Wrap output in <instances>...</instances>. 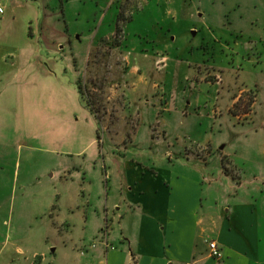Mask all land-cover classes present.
Segmentation results:
<instances>
[{"label":"rangeland","instance_id":"obj_1","mask_svg":"<svg viewBox=\"0 0 264 264\" xmlns=\"http://www.w3.org/2000/svg\"><path fill=\"white\" fill-rule=\"evenodd\" d=\"M85 1L89 6L88 12L83 13L77 22L71 21L76 26L71 31L74 32L71 38L66 34L61 21V9L58 7L54 15L52 12V7L55 4L58 6L60 0L30 1L36 7L38 18L42 19L46 15L54 18V29L50 32L41 29L40 38V32L33 24L32 29L37 32L36 40L24 45L32 48L36 42L37 51L34 54L40 59L46 56L47 47L50 49L47 51L54 52L60 44L63 47L61 55L71 56L70 53L73 52L77 56L76 61L68 63L66 70L63 68L65 62L58 61L56 66H50L51 72L46 73L47 70L41 71L38 66L34 68L33 64L22 59L13 77L7 74L0 76V240L5 236H12L17 240L30 236L32 232L39 236L45 230V212L54 211L60 203L59 200L68 195L69 204L74 201L85 207L86 201H90V217L88 223L83 224L85 241H76L74 245L69 242L73 252L79 255H86L88 250H94L97 245L105 247L103 236L105 238L106 233L108 240L112 225L108 220L98 223L93 211L97 202L103 204L106 201L107 194V171L102 168H106V165H102L106 158H102L98 152L114 149L124 154L128 150H149L152 147L150 139L143 143L139 138L142 136L143 139L146 135L142 133L144 129L138 136L140 112L135 106L159 105L160 110L151 114L152 121L156 122L152 126L145 124L144 128L148 129L152 139L162 136L163 132L157 128V118L162 114V108L176 103L174 88L178 85L175 78H170L167 80L174 82L173 88H165L162 78L164 71L189 70L195 75L186 77L181 83L187 93L184 95L181 92L184 98L187 95L180 110L182 117L191 112L187 91L197 92L194 91L195 80L209 82L208 86H213L210 98L220 115H217L216 109L213 115H205L208 119L202 124L201 131L203 140H210L216 148L225 147L227 155L222 157L224 171L234 180L239 173L245 180L253 174L264 175V131L254 115L256 110L261 111L264 108V42H258L261 57L256 58V52H252L246 43L243 53L234 55L229 51L230 47L221 43L220 31L216 27L211 32L201 26V17L197 13L199 9L205 8L206 13L202 16L206 18L214 14L212 18L216 19L214 22H218L216 11L222 7V0H181V4L186 5L188 11L194 14L190 19L197 22V27L191 25V20L182 17L180 24H173V31H165L168 40L165 41L166 46L164 42L160 44L159 48H163L161 50H157L153 40H133L137 44L131 45L125 39L121 26L125 24L130 12L141 7L144 0H125L123 4L116 5V12L117 6H121L119 31H116V25L114 27V20H110L112 9L105 17L101 14L96 19L98 21H95V11L104 12L108 9L105 0H101V6H95L94 0H64V3L68 4L67 9L76 13L77 5L83 2L85 4ZM242 1L249 9L246 10L247 13L251 12L253 16L264 10V0ZM5 3L0 0V4ZM1 15L3 14H0V39L4 41V32L14 27V31H11L21 41L25 19L15 13L14 20L9 18L4 23ZM32 16L35 17L34 14ZM101 18H104L102 26L110 29L111 33L102 31L99 34L97 25ZM209 19L213 22V19ZM80 24L82 28L78 29ZM146 26L158 37V23L148 21ZM246 26L245 33L250 30V26ZM252 28L251 31L261 28L264 32L263 24L256 22ZM130 30L129 28V34L132 32ZM39 40L43 41L42 44ZM243 40H247V37ZM249 50L253 62L248 61ZM137 54L143 57L139 58ZM232 60L237 62L235 66L226 67L231 66ZM224 61L228 65H224ZM133 65L136 67L135 71L143 74L145 81L143 78L137 80L142 84L145 82L143 85L146 87L154 85L157 89L153 94L144 97L140 94L142 91L132 89L136 104L131 103L128 97L131 88L136 86V78L128 76ZM135 76H138L137 73ZM77 81L83 97L92 106V111L80 97L81 103L78 101L75 93ZM71 84H75L76 91L72 90ZM236 96L237 104L232 113L230 108L234 103L230 105V102ZM242 109L249 112V115L244 117ZM192 111L199 114V109ZM145 122L148 123L147 120ZM135 138L137 141L134 142ZM200 138L196 136L195 141L187 143L198 151H210L213 147H209V143L204 148L198 144ZM92 139L96 140L94 144H90ZM93 152L96 168L91 172L89 169L87 179L83 180L82 171L87 168L91 160L88 155ZM215 165L216 159L211 158L208 168L215 170L216 174L218 171ZM98 177L100 182L96 180ZM49 203L53 206L43 210ZM71 206L74 205L69 207ZM70 209L77 210L76 207ZM259 215L260 247L264 250V209L261 202ZM78 229L81 230V227ZM40 257L37 256L34 262H39Z\"/></svg>","mask_w":264,"mask_h":264},{"label":"crops","instance_id":"obj_2","mask_svg":"<svg viewBox=\"0 0 264 264\" xmlns=\"http://www.w3.org/2000/svg\"><path fill=\"white\" fill-rule=\"evenodd\" d=\"M30 1L32 0H4L6 3L1 21L7 23L9 18L14 20L16 13L25 19V27L21 41L14 36L12 32L14 27L12 31L4 32L6 41L0 39V76L7 74L13 77L22 59L28 61V64H33L34 68L38 66L37 68L41 71L47 70L46 73H50V66H56L58 61L65 62L64 70L67 69L68 63L76 61L77 56L75 57L73 52L70 53L71 56L61 55L63 47L60 44L54 52L47 51L50 50L47 47L46 56L40 59L34 54L37 51L36 42L33 43L32 48L24 45L36 40L37 32L33 31V24L40 32V38H42L41 29L49 32L54 29L52 25L54 18L47 15L42 19L38 18L36 7ZM124 1L105 0L104 3L108 9L104 12L95 11L93 15L96 17L95 21H98L96 19L101 14L105 17L112 9L110 20H114L115 27L117 16L121 13V6H117V12L114 9L117 4H123ZM94 2L95 6H101V0H94ZM221 6L216 11L218 22H214L216 20L212 18L214 14L207 18L202 16L206 11L205 8H200L201 10L197 12L201 17L200 25L211 32L218 29L221 43L230 47L229 51H232L234 55L243 53L246 43L252 52H256V58L261 57L258 42H264V32L261 28L251 30L256 22L264 25V10L253 16L251 12L247 13L246 10L249 9L242 0L234 2L222 0ZM58 7L62 13V20L59 19L63 22L66 34L71 38L74 35L71 31L76 29L71 21L77 22L83 13L88 12L89 6L86 1L85 4L79 3L76 13H73L72 10L67 9L68 4L60 0L58 6L55 4V7H52L53 15L56 14L54 11ZM33 14L34 18H32ZM191 16L194 14L188 11L186 5L181 4V0H144L141 7L130 12V16L121 27L125 39H128L131 45L137 44L136 41L153 40L157 50H161L163 48H159L160 44L163 42L165 44L168 40V36L164 34L165 31H173V24H180L183 21L182 17L191 20ZM209 18L213 19V22ZM167 20L170 21L167 22ZM148 21L160 25L158 37H155L151 29L147 28ZM252 21H254L253 24ZM103 22L104 18H101L97 25L99 34L102 31L111 33L110 29L102 26ZM191 23L193 27H197V22L191 20ZM246 24L250 26L247 33H245ZM81 28L80 24L78 29ZM129 28L132 31L130 34ZM245 37L247 40H243ZM42 42L39 40L40 44ZM250 50L248 61L253 62ZM141 56L139 58L143 57ZM236 63L232 60L231 66L226 67L233 68ZM225 64L228 65L226 61H224ZM134 68L136 67L133 65L128 74L136 78L134 83L136 86H133L128 93L131 103H135L133 90L142 91L140 94L143 97L157 90L154 85L146 87L143 85L145 82L142 84L138 81L137 79L142 80V78L144 80V76ZM135 72L138 76H135ZM192 74L195 76L189 70L163 72L165 88H173L174 82L167 80L170 78H175L178 85L174 88L176 103L165 109L162 108L163 112L157 118V128L163 132L159 138H150L148 129L144 128L145 124L152 126L156 122V120L152 121L151 114L153 111L156 113L160 110L159 105L135 106V109L140 112L138 136L144 129L142 133L146 135L143 139H141L142 136L139 138L143 143L149 142V139L152 141V147L149 150H128V153L124 151V154L114 149L98 152L102 158H106L102 164L106 165V168H102L107 171L105 175L107 194L106 201L103 204L97 202L93 211L98 223H103L105 220L112 222L108 233L110 246L105 248L97 245L94 250H88L86 255L73 252L72 244L69 245V242L74 245L76 241H85L83 224H87L90 217L88 209L90 201H86L85 207L73 201L71 204L74 206L71 207L77 208L74 211L70 209L71 204L66 195L59 200L60 203L54 211L50 208L51 211L45 212L47 214L45 218L49 221L46 219L45 222L43 221L45 230L39 236L32 232L30 236L17 240L12 236H5L0 240V264H89V262L100 264H264V250L260 247L259 215L260 202L264 209V175L253 174L251 178L245 180L239 173L238 178L234 180L224 171L225 167L222 164V157L227 155L225 147L216 148L210 140H203L201 126L205 121L207 122L208 113L213 115L214 109L217 110V106L210 98L213 86H208L209 82L195 80L194 91L197 92L187 91L189 93L188 107L191 112L182 117L180 110L187 96L184 98L182 93L184 95L187 93L184 92L181 83L186 77L190 75L193 77ZM71 85L70 87L74 90L75 84ZM72 90L70 89V92ZM75 93L78 99L79 94L77 91ZM236 99L237 96L232 97L230 105L236 102ZM78 101L81 103L80 98ZM131 107L133 108L134 105ZM195 109H199V114L192 111ZM217 115H220L218 110ZM242 115L246 117L249 112H243ZM254 115L257 116L258 124L264 131V108L261 111L256 110ZM146 120L148 123L145 122ZM198 135L201 137L197 141L198 144L204 148L206 143H209V147H213L210 151L207 149L203 152L202 149L198 151L187 143L191 140L195 141ZM94 142L96 140L92 139L90 144ZM262 146H264V133ZM262 152L264 153V150ZM88 156L91 160L87 168L82 171L83 180L87 179L91 170L96 168V160L93 158L95 153ZM211 158L216 159L215 169L218 171L216 174L215 170L208 168ZM96 180L100 182L99 177ZM49 206L52 207L53 204H47L43 210ZM79 227L81 230L78 229ZM210 240H215L220 246L222 251L220 259H214L209 255ZM37 256H42L41 260L34 262Z\"/></svg>","mask_w":264,"mask_h":264},{"label":"built area","instance_id":"obj_3","mask_svg":"<svg viewBox=\"0 0 264 264\" xmlns=\"http://www.w3.org/2000/svg\"><path fill=\"white\" fill-rule=\"evenodd\" d=\"M4 13V5L0 4V14ZM103 244L105 246V248H107L109 245L108 240H107V235L105 233V238L103 236ZM93 246H95L93 244ZM208 253L209 255L214 258V259H220L222 256V251L220 246L217 244V242L215 240H210L208 242ZM93 264H100V263H93Z\"/></svg>","mask_w":264,"mask_h":264},{"label":"trees","instance_id":"obj_4","mask_svg":"<svg viewBox=\"0 0 264 264\" xmlns=\"http://www.w3.org/2000/svg\"><path fill=\"white\" fill-rule=\"evenodd\" d=\"M120 20H122V15H121V13H119L118 14V16H117V21H116V31H119V29H120V25H119V21ZM76 89H77V92H78V94H79V97L81 98V100L85 103V105H86V107H88L89 108V110L90 111H92L93 110V108H92V106L91 105H89L88 104V102H87V100H85V98L83 97V94H82V92H81V90H80V83H79V81H77V83H76ZM237 104V102H234V104L232 105V107L230 108V111L233 113V107L235 106ZM242 111L243 112H246V111H244L243 109H242ZM242 112V113H243ZM234 115H238V113L236 114V113H234ZM241 115V114H240Z\"/></svg>","mask_w":264,"mask_h":264}]
</instances>
